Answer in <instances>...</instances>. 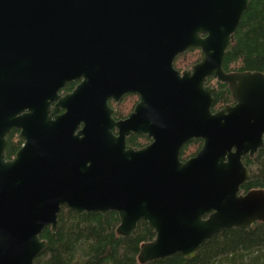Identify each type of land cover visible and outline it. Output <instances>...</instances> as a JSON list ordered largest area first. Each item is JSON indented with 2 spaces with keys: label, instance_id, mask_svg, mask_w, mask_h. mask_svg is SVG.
<instances>
[{
  "label": "water",
  "instance_id": "water-1",
  "mask_svg": "<svg viewBox=\"0 0 264 264\" xmlns=\"http://www.w3.org/2000/svg\"><path fill=\"white\" fill-rule=\"evenodd\" d=\"M249 3L0 0V264H35L63 207L115 212L125 238L145 221L156 237L140 264L193 259L221 231L264 224V190L241 192L243 158L264 146V74L223 67ZM190 49L202 60L181 73L174 62ZM209 78L235 105L213 112ZM129 93L140 103L116 122L109 101ZM13 128L24 147L7 161ZM133 134L154 142L128 148ZM192 139L203 147L183 162Z\"/></svg>",
  "mask_w": 264,
  "mask_h": 264
},
{
  "label": "trees",
  "instance_id": "trees-1",
  "mask_svg": "<svg viewBox=\"0 0 264 264\" xmlns=\"http://www.w3.org/2000/svg\"><path fill=\"white\" fill-rule=\"evenodd\" d=\"M201 58L199 49H190L177 57L174 66L183 71ZM223 67L226 72L264 74V0H250L235 42L226 52ZM217 87L214 112L234 103L227 85L217 83ZM117 116H123L122 112ZM12 137L7 148L9 157L17 150ZM129 144L142 146L137 137H131ZM188 152L187 148L182 151L183 161L189 157ZM243 163L251 171V176L242 192L264 190V146L254 158L244 157ZM119 225L120 218L115 212L79 215L64 207L59 214L57 231L53 232L51 227L43 231L41 239L48 243V247L35 264H140V248L154 240L155 232L141 221L132 236L125 238L116 232ZM146 264H264V224H255L250 229H227L205 241L193 259L177 253Z\"/></svg>",
  "mask_w": 264,
  "mask_h": 264
},
{
  "label": "flooded vegetation",
  "instance_id": "flooded-vegetation-1",
  "mask_svg": "<svg viewBox=\"0 0 264 264\" xmlns=\"http://www.w3.org/2000/svg\"><path fill=\"white\" fill-rule=\"evenodd\" d=\"M180 56V55H179ZM177 59V58H176ZM201 60H202V58H201ZM200 60V61H201ZM199 61V62H200ZM199 62H197V63H199ZM175 63V62H174ZM197 63H195L194 65H192L189 69H185V70H183V71H179V72H181V73H183V72H185V71H190V70H192V68L197 64ZM175 67V66H174ZM176 69V68H175ZM177 70V69H176ZM233 72H236V71H233ZM228 73H232V72H228ZM81 82H82V79H79V80H75V81H73V82H71V83H68V84H66V86L59 92V94L60 95H62V96H66V95H68V94H70V93H72L80 84H81ZM217 83H221V82H218L216 79H213V78H209L208 79V81H207V85H209V84H213V86L217 89V91H218V87H217ZM221 84H223V83H221ZM73 85V86H72ZM225 85H227V84H225ZM228 86V85H227ZM71 87V91H69V88ZM229 88V87H228ZM217 91L214 93V95L217 93ZM213 95V96H214ZM129 97H132V98H135L136 99V101H135V103H134V105H133V107H132V109L129 111V112H127L126 114H123V112H122V114H123V116H117V114H118V112H121V109H122V106H123V104L127 101V100H129V99H132V98H129ZM233 98V97H232ZM234 100V99H233ZM140 103V96L138 95V94H136V93H129V94H125V95H123V97L119 100V101H115V100H110L109 101V104H110V107H111V109L114 111V113H113V119L116 121V122H119V121H125V120H127V119H129V117L134 113V110H135V108H136V106L138 105ZM235 100H234V103L232 104V105H228V106H233V105H235ZM214 105V104H213ZM224 107H226V106H224ZM223 107V108H224ZM223 108H221V109H223ZM221 109H219V110H221ZM213 110V109H212ZM218 111V110H217ZM214 112V111H213ZM216 112V111H215ZM61 113H64V111H61ZM21 129H17V128H13L11 131H10V133L7 135V137H6V141H7V144H6V148H5V156H6V160L7 161H12L16 156H17V154H18V152L24 147V142L23 141H21L20 140V135H21ZM114 133H115V135H118V131L116 130V129H114ZM14 136V137H12L13 138V142H14V144H15V146L17 147V150L14 152V154L13 155H11L10 157L7 155V148H8V144H9V138L11 137V136ZM131 137H137L138 139H139V144H141L142 146H140V147H136V146H132V145H130L129 144V139L131 138ZM198 141V143H195V142H197ZM154 141H153V139H151V138H149L147 135H145V136H141V135H138V134H133V135H131V136H128L127 137V139H126V143H127V147L128 148H134V149H137V150H141V149H143V148H145V147H148V146H150L152 143H153ZM202 147H203V141L201 140V139H192V140H190L189 142H187L186 144H184V146L182 147V150H181V154H182V151L184 150V149H188V155H189V157L188 158H186L183 162H186V161H188V160H190V159H192V158H194V157H196L197 155H198V153L200 152V150L202 149ZM181 154H180V158H181ZM251 172V171H250ZM251 176V175H250ZM257 190V189H256ZM252 191V190H251ZM242 192V191H241ZM243 193V192H242ZM64 208V207H63ZM67 208V207H66ZM207 218V217H206ZM255 224H258V223H255ZM254 224V225H255ZM259 224H263V223H259ZM253 225V226H254ZM252 226V227H253ZM251 227V228H252ZM250 229V228H249ZM225 231V230H224ZM221 232H223V231H221ZM221 232H219V233H221ZM219 233H217V234H219ZM216 234V235H217ZM215 236V235H214ZM213 236V237H214ZM155 237H156V234H155ZM213 237H211V238H213ZM210 238V239H211ZM155 239V238H154ZM209 240V239H208ZM153 241V240H152ZM207 241V240H206ZM205 242V241H204ZM203 242V243H204ZM202 243V244H203ZM201 244V245H202ZM199 249V248H198ZM198 251V250H197ZM181 254V253H180Z\"/></svg>",
  "mask_w": 264,
  "mask_h": 264
},
{
  "label": "rangeland",
  "instance_id": "rangeland-1",
  "mask_svg": "<svg viewBox=\"0 0 264 264\" xmlns=\"http://www.w3.org/2000/svg\"><path fill=\"white\" fill-rule=\"evenodd\" d=\"M135 101H136L135 98H132V99L127 100V101L123 104L122 109H121V112H123V114H126L127 112H129V111L132 109V107H133ZM124 110H125V112H124Z\"/></svg>",
  "mask_w": 264,
  "mask_h": 264
}]
</instances>
